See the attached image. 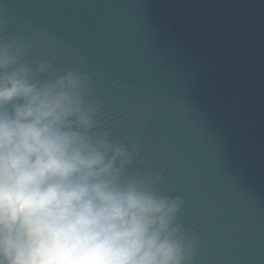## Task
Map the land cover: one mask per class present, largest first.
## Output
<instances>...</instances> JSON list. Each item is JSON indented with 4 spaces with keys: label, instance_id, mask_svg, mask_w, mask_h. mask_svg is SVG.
I'll use <instances>...</instances> for the list:
<instances>
[{
    "label": "water",
    "instance_id": "obj_1",
    "mask_svg": "<svg viewBox=\"0 0 264 264\" xmlns=\"http://www.w3.org/2000/svg\"><path fill=\"white\" fill-rule=\"evenodd\" d=\"M38 79L90 83L127 176L179 198L191 264H264V0H0Z\"/></svg>",
    "mask_w": 264,
    "mask_h": 264
},
{
    "label": "clouds",
    "instance_id": "obj_2",
    "mask_svg": "<svg viewBox=\"0 0 264 264\" xmlns=\"http://www.w3.org/2000/svg\"><path fill=\"white\" fill-rule=\"evenodd\" d=\"M23 54L0 40V264H191L180 199L125 174L135 151L93 131L87 78L38 79Z\"/></svg>",
    "mask_w": 264,
    "mask_h": 264
}]
</instances>
